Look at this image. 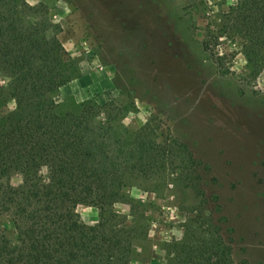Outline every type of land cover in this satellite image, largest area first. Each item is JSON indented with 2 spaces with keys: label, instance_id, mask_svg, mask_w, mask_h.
<instances>
[{
  "label": "trees",
  "instance_id": "obj_1",
  "mask_svg": "<svg viewBox=\"0 0 264 264\" xmlns=\"http://www.w3.org/2000/svg\"><path fill=\"white\" fill-rule=\"evenodd\" d=\"M51 26L44 4L0 0V264H130L153 204L133 189L160 190L167 169L193 168L185 178L203 190L206 167L177 138L157 142L152 120L124 127L125 111L112 101L60 113L56 94L79 69L47 35ZM206 36L209 51L221 37L237 45L244 80H255L264 71V0H234ZM202 190L182 237L165 245L166 264H238L225 219ZM79 204L95 207L98 221L84 223Z\"/></svg>",
  "mask_w": 264,
  "mask_h": 264
},
{
  "label": "rangeland",
  "instance_id": "obj_2",
  "mask_svg": "<svg viewBox=\"0 0 264 264\" xmlns=\"http://www.w3.org/2000/svg\"><path fill=\"white\" fill-rule=\"evenodd\" d=\"M25 1L46 6L47 35L79 69L56 94L60 113L77 112L89 99L112 101L125 111L124 127L152 120L157 142L177 138L199 168L206 167L203 190L185 178L193 168L167 169L169 183L160 190L133 189L153 204L147 240L130 264H166L165 245L182 237L201 190L225 219L235 262L264 264V71L247 82L237 45L224 37L210 41L211 51L203 45L208 28L234 0ZM12 107L10 101L5 110ZM114 209L128 213L129 206L116 203ZM75 210L86 224L98 221L93 206Z\"/></svg>",
  "mask_w": 264,
  "mask_h": 264
},
{
  "label": "crops",
  "instance_id": "obj_3",
  "mask_svg": "<svg viewBox=\"0 0 264 264\" xmlns=\"http://www.w3.org/2000/svg\"><path fill=\"white\" fill-rule=\"evenodd\" d=\"M146 264H148V263H146Z\"/></svg>",
  "mask_w": 264,
  "mask_h": 264
}]
</instances>
